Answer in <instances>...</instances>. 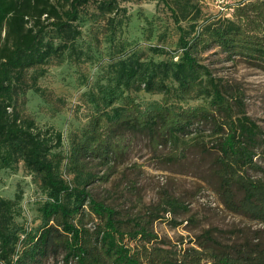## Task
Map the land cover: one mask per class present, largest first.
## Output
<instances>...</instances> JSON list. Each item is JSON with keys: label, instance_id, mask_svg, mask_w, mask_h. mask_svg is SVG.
Returning a JSON list of instances; mask_svg holds the SVG:
<instances>
[{"label": "trees", "instance_id": "1", "mask_svg": "<svg viewBox=\"0 0 264 264\" xmlns=\"http://www.w3.org/2000/svg\"><path fill=\"white\" fill-rule=\"evenodd\" d=\"M94 1L90 19L114 24L126 0ZM158 1L170 12L174 48L153 44L164 55L156 59L135 51L111 59L87 92L93 110L86 125L65 143L62 130L25 111L26 92L41 93L45 63L81 52L79 20L90 0H0V169L22 163L43 192L36 225L16 220L19 194L0 196L1 264H264V227L235 226L227 238L208 227L190 242H171L153 222L163 212L189 211V201L165 196L126 214L87 188L109 177L90 163L123 162L128 135H140L168 148L169 161L200 150L205 180L224 206L264 223V130L202 55L215 48L224 60L264 70V0H237L230 15L208 14L200 0ZM140 90L161 96L142 104L130 94ZM194 93L203 102H181Z\"/></svg>", "mask_w": 264, "mask_h": 264}, {"label": "rangeland", "instance_id": "2", "mask_svg": "<svg viewBox=\"0 0 264 264\" xmlns=\"http://www.w3.org/2000/svg\"><path fill=\"white\" fill-rule=\"evenodd\" d=\"M237 0H200L208 14L230 15ZM114 24L104 21L93 22L90 12L95 10V1L86 4L79 22L81 34L76 44L77 53L66 51L61 61H50L43 65L38 77L41 93L29 88L26 92L25 111L41 125H53L63 131L65 143L72 132H80L93 110L87 92L98 79H103L109 61L122 52L135 51L145 58L164 56L152 50L153 44H162L168 49L175 46L176 32L170 12L158 0L122 1ZM118 20L120 24L117 23ZM116 22V23H115ZM114 32L115 40H108ZM168 54V53H167ZM203 59L209 62L214 72L228 81L231 90L240 95L247 113L264 130V70L243 61L222 58L215 48L203 52ZM79 56V57H78ZM142 104L159 99L160 93L131 91ZM201 94L185 96L181 102L197 104L203 102ZM128 149L123 162L107 167L96 160L90 167L97 176L109 172L107 180L96 178L87 188L100 199L122 213L136 214L156 205L165 196H176L189 204V211L166 212L164 217L153 222L157 234L171 242L187 243L204 228L211 227L220 236L227 238L235 226L248 228L264 227L255 219L226 208L216 192L205 180L208 172L200 150H193L188 157L169 161L165 154L168 148H154L147 138L128 135ZM63 174L69 178L67 165ZM19 194L16 220L36 225L38 204L43 192L22 165L15 170L0 169V196L14 197ZM174 220L179 223L173 222ZM1 264V263H0ZM45 264H61L48 259Z\"/></svg>", "mask_w": 264, "mask_h": 264}]
</instances>
